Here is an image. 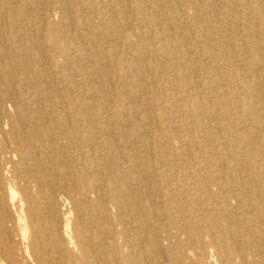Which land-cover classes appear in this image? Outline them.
Masks as SVG:
<instances>
[{
  "label": "bare ground",
  "instance_id": "6f19581e",
  "mask_svg": "<svg viewBox=\"0 0 264 264\" xmlns=\"http://www.w3.org/2000/svg\"><path fill=\"white\" fill-rule=\"evenodd\" d=\"M52 1L40 0L34 10L0 0V264H264V0H111L101 31L92 21L107 11L92 5L83 17L85 33L73 28L68 38L48 25L42 36L33 35L34 16L40 14L45 29L44 9L54 4L62 24L75 25L68 0ZM118 11L128 29L115 42ZM162 22L200 28L204 43L198 51L182 50L170 38L171 45L152 53L165 57L172 72L165 79L167 106L146 102L131 110L120 103L114 120L100 112L97 121L79 100L63 101L87 90L78 89L75 73H104L99 63L121 56L122 41L137 38L133 30ZM44 40L62 54L67 74L42 70ZM130 70L147 80L142 67L123 72ZM196 74L203 81L194 86ZM171 90L190 102L179 104ZM128 95L140 100L134 91ZM160 95L156 89L155 100ZM180 115L179 128L187 130L190 119L199 125L191 143L202 149L203 166L175 183L169 174L162 189L158 172L172 171V163L159 141L171 136L155 131V120L173 123ZM152 137L157 144L147 153L155 162L139 151ZM180 143L187 147L190 140ZM95 152L108 175L97 170ZM60 200L68 208L63 234Z\"/></svg>",
  "mask_w": 264,
  "mask_h": 264
},
{
  "label": "rangeland",
  "instance_id": "374dc122",
  "mask_svg": "<svg viewBox=\"0 0 264 264\" xmlns=\"http://www.w3.org/2000/svg\"><path fill=\"white\" fill-rule=\"evenodd\" d=\"M17 1L18 3H28L29 6L34 10H37L41 7L40 0H30L31 2H28V0ZM54 1L55 0L52 1V4ZM68 2L72 6V8L77 11H72V13L69 14L71 15V19L75 17L74 26L68 25V19H65L64 24H62V17H60V13L58 10L59 4H54L53 6L44 9L45 12H47V19L43 21V26L45 29H39L41 20L39 19L40 14L37 13L34 16L36 29L30 28V33L33 32V35L42 36V33L47 32L48 25H51L52 27L57 29L59 28L60 32H62V35H66L68 36V38L72 37L74 33V31H72L73 28L80 33H85L83 17L88 10H92L91 12L94 11L93 9L88 8L92 5L99 6L104 12L107 11L104 17L99 16L92 21L94 26L100 29L99 25L102 23L103 18H105L108 12L112 11V8L114 7L111 0H109L108 2L107 0H68ZM135 7L136 6L132 4L130 8L133 10L135 9ZM189 14H192V10L189 11ZM168 15L171 16V14ZM115 22L118 23L117 26L120 27L117 28L120 29V31H116V33H113L115 34L114 40H116L115 42H117L119 40L117 38L119 33L128 29L127 27H125V14L121 11H118ZM101 28L102 29H100V31L103 30V26H101ZM133 33L135 34V36H137V38H133L132 41L124 40V42L122 41L121 46H118V50H123L121 51V56L113 57L109 64L99 63L101 66L100 68H105V70L103 71L104 73L98 75L102 76V78L95 75L90 70V68H88V71L75 73L73 77L77 82L80 83L78 89L87 88V90L84 94L78 92L66 94L67 97L65 99L63 98V101L65 100V102H68L70 100H79L82 111L88 112L92 116L94 115V113L97 114V117L94 118L95 120L101 119V116H99L100 112L105 113V115L108 116L109 120H114L115 118H113L112 116L116 112L120 103H122V105H124L126 108H130L131 110H137L136 107H141L146 102L160 106H167V99L165 98V95L169 94L170 90L166 85L165 79L171 77L172 72L168 69L166 71L165 57H157L158 60H156L155 56L152 53H155L158 46L164 45L166 43L170 44V38H172L176 42L177 46L182 50H184L185 46L187 48H194L193 50L198 51L199 48H201L204 44L203 39L200 35V28L195 27L193 30H190L188 25L186 24V26H184L183 28L176 29L175 26H172V24H166L165 22H162L157 27L152 25L149 27L144 26L140 29L137 28L133 30ZM192 34H194L193 37ZM100 35L102 36L101 33ZM115 42L112 44V47L110 46L111 48L109 47L110 50L114 48V45L118 44ZM22 43H24V46H26L25 50L27 52L32 53L33 56L37 55V50L31 48V44L29 41H23ZM42 44L44 45L45 52V59L43 57L45 61L44 64H47L42 67V70H47L50 73L53 72L60 75L67 74L69 65H65L64 57L62 56V54L57 52L54 47H51L52 44L46 40L42 41ZM135 56H139V58H135ZM196 56L200 57V54L197 52ZM154 65H158V68H156L155 70L153 69ZM136 66L142 67V74L148 75L147 80L140 81L139 75L133 73L131 70L127 73L123 72L125 68L129 67L131 69L132 67ZM184 72H186V69L183 67L182 73ZM109 73H112L110 77H108ZM103 78L107 79L104 81ZM202 81L203 79L198 76V74L190 78V83L194 86H196L195 84L199 85L200 83H202ZM144 82L145 84H148V88H151L143 89ZM156 89L164 94V97L160 95V98H158L159 100H155ZM129 91L136 92L137 97L140 100L132 101L128 95ZM171 92L176 93L179 96V104H186V101L190 102L191 100L189 97L182 95L178 90H171ZM113 101H119V103ZM89 106H91L93 109ZM15 115V113L12 114V116ZM136 116L141 117V114L136 113ZM155 117L157 116H154V120L156 119ZM184 119L185 117L183 115H180V117L176 119V122L173 123H169L159 118L155 120L156 125L154 127V130L157 131L161 129L163 135L171 136L170 139L164 137L165 139H161L159 141V144L162 145L163 150L168 155L169 161L172 163V171L168 172L165 175H162L163 170L162 172H158L159 177L157 178L156 183L158 182V187H161L162 189L164 188L162 180L165 179L169 174L171 176L169 179L172 183H175L178 179L185 180L189 174H192L196 170V168L203 166V160L201 159L202 149L200 148V146L191 143V136H197L196 133L198 132L199 125L195 120L189 118L190 124L187 130H183L179 128V124ZM166 123L168 126V131L166 130ZM132 128L138 129V126H132ZM140 128H142V126ZM182 137H186L188 138V140H190L189 146L183 148L181 147L180 142L182 141ZM134 138L135 135L132 133V136L128 138V147L130 144H133L132 140ZM156 144L157 141L154 142L153 137L139 144V146L142 147L141 149H139V151L145 153L146 156L144 157L143 153H141V155L149 162H155V156L147 152H151L152 150H154ZM97 154L98 152H95L94 154V162L98 165L97 170H100V172L104 175H108L109 169L107 168L106 163H104L103 160L98 159L96 157ZM113 158L115 160L118 159L117 156H114ZM214 162L216 163V165L219 163V158L217 156L214 157ZM67 196H70V194L67 193V195H64V198H66ZM61 202V200L58 201L59 209L57 214V221L58 229L63 234V216H65L68 208L63 207Z\"/></svg>",
  "mask_w": 264,
  "mask_h": 264
}]
</instances>
